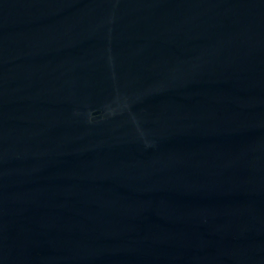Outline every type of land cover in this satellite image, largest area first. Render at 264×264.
<instances>
[{
	"label": "water",
	"instance_id": "1",
	"mask_svg": "<svg viewBox=\"0 0 264 264\" xmlns=\"http://www.w3.org/2000/svg\"><path fill=\"white\" fill-rule=\"evenodd\" d=\"M0 264H264V0H0Z\"/></svg>",
	"mask_w": 264,
	"mask_h": 264
}]
</instances>
